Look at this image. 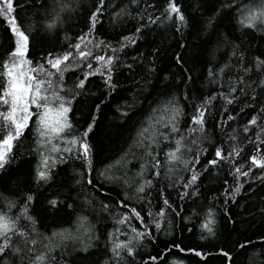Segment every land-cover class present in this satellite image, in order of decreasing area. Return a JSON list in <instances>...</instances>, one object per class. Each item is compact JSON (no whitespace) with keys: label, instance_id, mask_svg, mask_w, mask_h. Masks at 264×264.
<instances>
[{"label":"trees","instance_id":"16d2710c","mask_svg":"<svg viewBox=\"0 0 264 264\" xmlns=\"http://www.w3.org/2000/svg\"><path fill=\"white\" fill-rule=\"evenodd\" d=\"M13 7L31 67L55 72L47 61L73 53L48 93L71 101V127L41 136L32 106L12 141L0 168V213L15 229L0 264H264V167L251 159L264 162V22H241L261 0H13ZM84 36L82 50L92 55L81 59L74 45ZM15 47L0 17V66ZM7 82L0 75V94ZM9 107L0 103V112ZM199 111L202 130L193 123ZM3 125L0 138L11 130ZM73 138L89 145L88 159ZM177 140L179 158L170 160ZM45 158L50 178L39 180ZM209 218L211 233L202 228ZM119 243L132 254L121 248L117 256Z\"/></svg>","mask_w":264,"mask_h":264},{"label":"snow or ice","instance_id":"6c2138e0","mask_svg":"<svg viewBox=\"0 0 264 264\" xmlns=\"http://www.w3.org/2000/svg\"><path fill=\"white\" fill-rule=\"evenodd\" d=\"M101 3H103V0H101ZM261 3L264 4V0H261ZM99 11V9H97ZM169 13H176L179 20L181 22L184 21V17L182 14H180L179 8L176 6L174 2H170ZM14 12L13 7V0H0V17L7 20L11 31L13 32L15 36V49L9 54V60L10 62H5L2 66L3 69L6 71L0 72V75H6L8 77V82L6 87L3 89L2 94H0V103L10 105L9 110L7 112H0V120L4 122V127L11 129L7 132V135L3 136V138H0V168H2L6 162L7 154L11 151L12 148V141L19 138V136L22 134V130L27 127V122L33 115V113L30 111V108L32 106H35L37 109V112L35 115L38 117V121L40 124V135L41 136H57L59 137L61 133L65 131V129L70 128L71 125L67 121V113L70 111V108L66 106V103L70 104L71 101H65L64 97L60 96L58 92H53L51 95H49V90L53 87L52 85V76L59 74L60 78H63V72L68 70L69 65L66 63L69 61L70 58H73V53L70 51L66 54H64L61 57H56L53 59H49L47 61V64L50 66L51 69H54L55 72L46 70L44 65H39L35 68L31 67V61H28L25 59V55L27 52L28 47V40L29 37L21 29V27L16 23V19L14 16H12V13ZM259 20L261 22H264V7L260 9H253L248 12V14L245 16L244 20H242V23H245L247 27H254L255 22ZM92 23L93 27L96 23V14L94 13L92 16ZM54 26L53 24H50L49 27ZM127 39V38H126ZM80 43H77L74 45V48L76 50L77 55L84 59L87 56H91L92 53L90 51L82 50V44L86 45L87 43H90L87 36L80 38ZM97 61L103 62L105 66H109L112 63V58L108 57L105 59L103 56H97L95 57ZM260 63L264 64V61H260ZM25 66H27L25 70ZM63 66V67H62ZM91 67V65H89ZM15 70V71H14ZM97 71H100V69H97ZM34 73V75H33ZM95 74V73H90ZM44 76V79H38V76ZM110 76L108 77V80L110 81ZM84 81L81 80L77 87H83ZM235 89H233L234 91ZM56 103V108L53 109L50 105L52 103ZM231 103V101H228ZM19 111V115H17V112ZM55 111L57 119L55 122H51L49 120V113ZM178 115V110H173V115L169 120V124H171V131L176 132L178 129L175 126V117ZM203 116L204 112L199 111L197 116L193 117V123L195 125L203 126ZM231 119V117H230ZM250 124L256 123V117H253L252 120L249 122ZM168 125H165L167 127ZM92 125H89V128L87 131L84 132L83 137H87L88 132L91 131ZM193 131H196V129H193ZM247 131V129H245ZM148 129H144V131L141 133L143 136L144 133H147ZM161 135H164L161 133ZM165 138H167L165 136ZM152 143H155V139L151 136L147 137ZM79 142L80 148L82 150L81 155L83 158L88 159V154L90 152V147L86 143L85 140H77L76 138H73L70 143L73 145H76ZM176 149L174 151L169 152L168 158L170 160H176L179 157L177 156V152L180 151L181 148V141H176ZM60 149L57 147H53V151H59ZM65 151H71V148L64 149ZM151 154V153H149ZM238 154V153H237ZM231 155V153H229ZM216 156L220 159H224L223 153L220 149L216 150ZM252 162L254 165H257L259 167H264V162H261L256 159V157H252ZM90 164V160L88 161ZM217 161L213 160L210 161V164H215ZM157 164H159V161H157ZM48 167V160L47 158L43 161V168L38 170L37 178L39 180H48L49 172L46 170ZM237 173H240V169H236ZM242 175H247V173H241ZM197 179V176L195 174L192 175L190 183H195ZM144 190L143 186H141L138 191L142 192ZM239 188L236 189L237 192H239ZM29 201L32 199L31 197H28ZM50 203L53 205L56 204V201L53 200ZM167 203V201H165ZM135 213V210H133ZM135 215L139 218V213H135ZM209 217H211V213H209ZM29 219H31L29 217ZM121 223L124 221L121 220ZM214 221L209 218L203 225L202 228L206 229L209 233L212 232V224ZM159 227V225H157ZM15 229V222L11 221L10 218H8L5 214L0 213V238H3V242L0 243V254L4 253L5 249H7L10 246V238L8 236V233L12 232ZM135 231V229H133ZM20 235H23L21 232ZM144 233H137V236H143ZM35 243V241H33ZM243 247V245H242ZM127 249L128 253L131 255L133 252L132 247L129 246V243H119L115 245L114 252L117 256L120 255L118 249ZM196 255H201V253H196ZM226 255V254H225ZM37 261H43V256H38ZM153 260L155 257L152 258Z\"/></svg>","mask_w":264,"mask_h":264},{"label":"rangeland","instance_id":"374dc122","mask_svg":"<svg viewBox=\"0 0 264 264\" xmlns=\"http://www.w3.org/2000/svg\"><path fill=\"white\" fill-rule=\"evenodd\" d=\"M26 68H27V67L25 66V70H26ZM14 71H15V70H14ZM17 115H19V113H17Z\"/></svg>","mask_w":264,"mask_h":264}]
</instances>
